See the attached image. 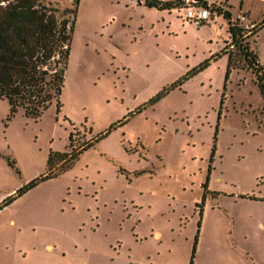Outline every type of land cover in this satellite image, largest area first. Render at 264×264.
Returning a JSON list of instances; mask_svg holds the SVG:
<instances>
[{
	"label": "rangeland",
	"instance_id": "rangeland-1",
	"mask_svg": "<svg viewBox=\"0 0 264 264\" xmlns=\"http://www.w3.org/2000/svg\"><path fill=\"white\" fill-rule=\"evenodd\" d=\"M45 1L77 2L61 107L34 119L0 100V264H38L46 243L71 264H264V99L235 46L225 79L223 15ZM210 1L261 24L264 68V1Z\"/></svg>",
	"mask_w": 264,
	"mask_h": 264
},
{
	"label": "trees",
	"instance_id": "trees-1",
	"mask_svg": "<svg viewBox=\"0 0 264 264\" xmlns=\"http://www.w3.org/2000/svg\"><path fill=\"white\" fill-rule=\"evenodd\" d=\"M141 1L148 7L158 9H170L184 4L183 0ZM199 4L208 7L210 16L217 12L227 20L229 41H226L222 49V53L228 56L225 79H228V74L234 68L233 54L229 47L235 46L255 75L264 99V68L249 41L261 24L254 29L245 28L239 17L232 19L227 3L217 5L201 1ZM76 11L77 2L73 7L60 10L45 0H0V100H8L11 113L22 108L25 115L38 119L51 103L55 102L58 109L61 107L60 95ZM207 65L208 60L199 69ZM92 143H82L70 154H50L48 164L51 165L58 158L65 166ZM52 175L50 172L29 182L16 193L21 194L34 186L38 179Z\"/></svg>",
	"mask_w": 264,
	"mask_h": 264
},
{
	"label": "crops",
	"instance_id": "crops-1",
	"mask_svg": "<svg viewBox=\"0 0 264 264\" xmlns=\"http://www.w3.org/2000/svg\"><path fill=\"white\" fill-rule=\"evenodd\" d=\"M183 1H189L192 4H198L201 1H208L209 3H211L210 0H183ZM193 1L197 2L194 3ZM264 1V0H263ZM245 15V14H244ZM246 16V15H245ZM209 19V18H208ZM208 22V20H207ZM229 41V38L227 40V42ZM222 55H225L222 53ZM34 254L36 253V262H38V264H71L70 261H65L64 259L66 258V256L68 255L67 251H65V248L63 246H61L60 244H52V243H46L43 247H36L33 250ZM27 255V254H26Z\"/></svg>",
	"mask_w": 264,
	"mask_h": 264
},
{
	"label": "built area",
	"instance_id": "built-area-1",
	"mask_svg": "<svg viewBox=\"0 0 264 264\" xmlns=\"http://www.w3.org/2000/svg\"><path fill=\"white\" fill-rule=\"evenodd\" d=\"M194 3H197L195 1H193ZM192 3H190L189 1H185L184 4L182 5L183 7H185L186 9L184 10V16L193 21L194 23H197V24H203L205 22H207L209 16H210V11L208 9V7H205V6H201V5H194L192 4L194 7H188L189 5H191ZM209 6V5H208ZM239 19L241 21H247V18L244 14H241L239 16ZM253 27L254 26V23H250V24H247L246 27L249 28V27Z\"/></svg>",
	"mask_w": 264,
	"mask_h": 264
}]
</instances>
